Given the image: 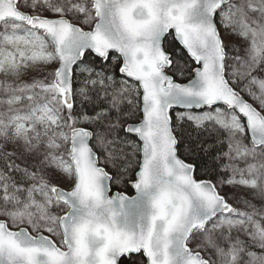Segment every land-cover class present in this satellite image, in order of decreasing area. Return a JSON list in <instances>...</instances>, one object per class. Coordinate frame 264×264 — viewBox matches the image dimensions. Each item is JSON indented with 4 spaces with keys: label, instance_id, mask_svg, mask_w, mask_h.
Here are the masks:
<instances>
[{
    "label": "snow or ice",
    "instance_id": "obj_1",
    "mask_svg": "<svg viewBox=\"0 0 264 264\" xmlns=\"http://www.w3.org/2000/svg\"><path fill=\"white\" fill-rule=\"evenodd\" d=\"M0 76V264H264V0H0Z\"/></svg>",
    "mask_w": 264,
    "mask_h": 264
},
{
    "label": "rangeland",
    "instance_id": "obj_2",
    "mask_svg": "<svg viewBox=\"0 0 264 264\" xmlns=\"http://www.w3.org/2000/svg\"><path fill=\"white\" fill-rule=\"evenodd\" d=\"M45 15H48V13H45ZM222 38L224 39V41H225V43L227 44V43H229L230 41H232V40H234L235 39V37H231V36H225L224 34H223V30H222ZM37 71L38 70H34V71H32V75H34V74H36L37 73ZM3 77L2 76H0V79H2ZM225 191L226 192H229V191H233L232 189H225ZM243 191V190H242Z\"/></svg>",
    "mask_w": 264,
    "mask_h": 264
},
{
    "label": "trees",
    "instance_id": "obj_3",
    "mask_svg": "<svg viewBox=\"0 0 264 264\" xmlns=\"http://www.w3.org/2000/svg\"><path fill=\"white\" fill-rule=\"evenodd\" d=\"M247 98V97H246ZM251 102V101H250ZM117 189L115 188V187H113V189H112V191H116ZM121 191H124L125 189H120ZM126 191H127V193L129 194V195H131L132 194V190H131V188H128V189H126Z\"/></svg>",
    "mask_w": 264,
    "mask_h": 264
},
{
    "label": "water",
    "instance_id": "obj_4",
    "mask_svg": "<svg viewBox=\"0 0 264 264\" xmlns=\"http://www.w3.org/2000/svg\"><path fill=\"white\" fill-rule=\"evenodd\" d=\"M132 190V189H131ZM114 192V191H113ZM135 193H134V191L132 190V195H134Z\"/></svg>",
    "mask_w": 264,
    "mask_h": 264
}]
</instances>
